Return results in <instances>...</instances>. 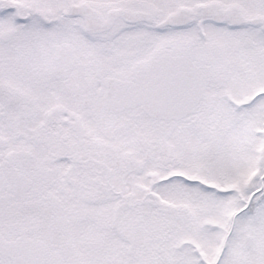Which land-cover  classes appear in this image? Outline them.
I'll use <instances>...</instances> for the list:
<instances>
[{
    "label": "snow or ice",
    "instance_id": "1",
    "mask_svg": "<svg viewBox=\"0 0 264 264\" xmlns=\"http://www.w3.org/2000/svg\"><path fill=\"white\" fill-rule=\"evenodd\" d=\"M0 264H264V0H0Z\"/></svg>",
    "mask_w": 264,
    "mask_h": 264
}]
</instances>
